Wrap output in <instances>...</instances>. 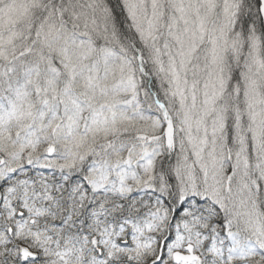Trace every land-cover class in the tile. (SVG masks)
<instances>
[{"label":"snow or ice","instance_id":"obj_1","mask_svg":"<svg viewBox=\"0 0 264 264\" xmlns=\"http://www.w3.org/2000/svg\"><path fill=\"white\" fill-rule=\"evenodd\" d=\"M0 264H264V0H0Z\"/></svg>","mask_w":264,"mask_h":264}]
</instances>
